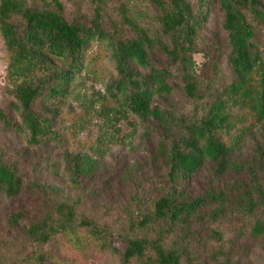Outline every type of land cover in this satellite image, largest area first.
I'll use <instances>...</instances> for the list:
<instances>
[{
	"label": "trees",
	"instance_id": "trees-1",
	"mask_svg": "<svg viewBox=\"0 0 264 264\" xmlns=\"http://www.w3.org/2000/svg\"><path fill=\"white\" fill-rule=\"evenodd\" d=\"M80 1L87 7L77 8L81 16L69 14L62 0H0V36L13 86L8 108L0 105V123L26 132L30 148L48 149L58 133L36 104L66 99L75 79L95 71L106 55L116 72L106 87V106L115 118L152 120L163 128L153 161L164 163L165 185L152 199L137 193L129 233L115 235L85 217L79 201L28 181L21 162L0 156V198L44 197L43 217L26 232L36 263H74L69 254L88 258L96 252L117 257L118 264H202L204 255L234 264L219 222L230 207L238 208L237 197L238 215H249L250 234L264 246V0H144L154 15L125 2L114 11L109 0ZM216 9L229 49L231 80L223 86L219 37L205 38ZM198 55L212 72L209 80L202 79L203 69L198 72ZM176 92L195 102L194 114L166 105ZM249 138L256 143L242 157L238 151ZM66 162L69 183L88 191L99 161L83 154ZM204 171L214 182L193 196L191 183ZM227 175L248 182L220 188L219 178ZM26 216V209H17L9 216L11 227ZM49 246L57 253L46 252Z\"/></svg>",
	"mask_w": 264,
	"mask_h": 264
},
{
	"label": "rangeland",
	"instance_id": "rangeland-1",
	"mask_svg": "<svg viewBox=\"0 0 264 264\" xmlns=\"http://www.w3.org/2000/svg\"><path fill=\"white\" fill-rule=\"evenodd\" d=\"M62 1L71 15L81 16L77 9L79 6L87 8L80 0ZM121 2L136 9L150 10L149 14L154 15L152 7L146 9L144 0H109L114 11ZM222 25L223 15L216 9L210 17L205 38L207 41H214L219 37L221 48L219 86L231 80V72L226 64L229 49ZM195 60L198 72L203 69L202 79L209 80L212 72L208 67H203L204 58L198 55ZM8 66L9 55L0 36V105L4 108H8L13 99ZM115 76L113 65L105 55L95 71L83 72L75 79L66 99L50 100L45 105L38 101L37 113L52 121V128L59 137V140L53 142L46 150L36 151L30 148L26 132L8 131L0 123V156L4 155L12 162H21L28 181L58 189L62 199L79 201L81 213L96 220L105 228L103 229L105 232L126 235L129 233L127 224L132 198L137 193H145L149 199L160 195L161 188L165 185L166 170L163 162L157 164L153 161L158 152V139L163 134V128L152 120L142 124L131 116L127 120L115 118L114 112L106 106V87ZM158 101L163 103L162 100ZM167 104L180 114L191 115L197 111L195 102L180 92L167 99ZM53 108L54 113L51 111ZM17 122L20 123L19 120ZM255 143V138H249L241 146L238 154L247 157ZM83 154L97 159L100 164L99 172L95 179L89 182L86 194L69 183L66 162L69 155ZM219 179L220 188L232 186L239 181L248 182L247 177L235 175ZM213 182L210 174L204 171L193 180L190 192L193 196L201 195ZM240 201L237 197L238 208ZM44 204L42 195L17 201L0 198V264H38L36 260L39 258L32 255L33 248L28 243L26 232L31 222L43 217ZM20 208L27 210V216L17 228H12L9 216ZM238 208L237 205L232 209L230 207L227 217L219 222L229 246L230 257L234 264H264L262 241L250 234L253 222L248 219L249 215L239 216ZM45 251L54 254L57 248L49 246ZM91 254L92 257L88 258H82L76 253L69 254L75 262L68 264H118L117 257L113 255L100 253L99 255L96 252ZM201 263L220 264L205 255Z\"/></svg>",
	"mask_w": 264,
	"mask_h": 264
}]
</instances>
